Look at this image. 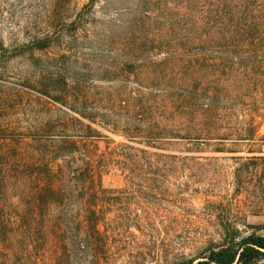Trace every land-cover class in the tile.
Masks as SVG:
<instances>
[{"label":"trees","instance_id":"1","mask_svg":"<svg viewBox=\"0 0 264 264\" xmlns=\"http://www.w3.org/2000/svg\"><path fill=\"white\" fill-rule=\"evenodd\" d=\"M120 1L131 3L123 10L126 21L115 8ZM98 3L104 15L115 8L113 18L106 15L100 23L124 31L118 42L112 31L104 35L121 48L125 62H112L101 79L121 84L93 99L88 79H68L60 71L42 74L21 87L42 102L59 105L64 117L46 120L29 135L0 126V140H32L29 153L0 151V216L12 208L28 232L29 221L46 217L50 207L74 202L84 209L79 222L86 239L96 241L100 217L94 207L110 200L99 196L105 191L102 172L118 171L131 182L134 174L168 169L166 160L177 158L166 154L170 145H184L190 152L215 145L223 152L224 144H264L258 133L264 119V0H88L67 28L75 32L93 24ZM60 25H53L52 37L58 38ZM46 38L31 44L42 50L49 46ZM9 55L0 38V74ZM69 113L76 117L68 118ZM102 138L105 150L93 153L88 146ZM249 159L264 161L262 156ZM59 160H65L64 170ZM12 198L19 205H11ZM261 259L264 233L239 237L236 229H227L220 243L175 264H253Z\"/></svg>","mask_w":264,"mask_h":264},{"label":"rangeland","instance_id":"2","mask_svg":"<svg viewBox=\"0 0 264 264\" xmlns=\"http://www.w3.org/2000/svg\"><path fill=\"white\" fill-rule=\"evenodd\" d=\"M87 3L0 0V38L10 52L0 74V100L4 103L0 126L4 130L29 135L46 120L64 117L57 111L59 105L42 102L21 87L42 74L60 71L68 79H88V95L93 99L121 84L101 78L103 71H110L112 62H125L121 48L109 43L104 35L112 31L113 41L118 42L124 31H113L100 20L112 17L115 8L121 12L131 3L120 1L115 8L107 9V16L102 14L103 3H98L94 7L95 22L73 32L67 26ZM121 18L126 21L128 15L123 11ZM56 24L64 26L58 27V38L51 35ZM45 37L50 40L48 47L37 50L31 44ZM143 62L141 59L137 64ZM67 117L76 116L69 113ZM98 130L115 143L120 141ZM258 133L264 136V119ZM31 144L28 136L22 137L20 144L3 138L0 151L13 148L26 154L32 151ZM91 144L88 148L93 153L105 150L103 138ZM224 147L223 152H217L215 145L190 152L184 145H170L166 154L177 158L166 160L168 169L134 174L131 182L118 171L102 172L99 180L105 191L99 196L110 200H99L94 207L100 217L101 237L96 241L86 239L79 222L84 209L74 202L62 209L52 206L46 217L29 221L31 233L25 229L23 218L11 213L14 210L10 212L8 206L9 212L0 216V264H175L180 259H196L211 243H220L227 229H236L239 237L263 234L264 161L254 162L249 157H264V144ZM57 163L62 170L66 168L65 160ZM9 203L19 205L17 198ZM78 242L83 244L80 249L76 247ZM253 264H264V259Z\"/></svg>","mask_w":264,"mask_h":264}]
</instances>
